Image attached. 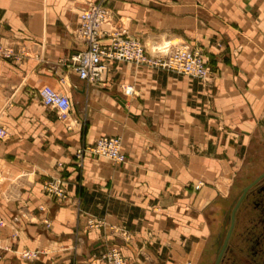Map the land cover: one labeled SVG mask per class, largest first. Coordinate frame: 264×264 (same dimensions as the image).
Wrapping results in <instances>:
<instances>
[{
    "label": "crops",
    "instance_id": "crops-1",
    "mask_svg": "<svg viewBox=\"0 0 264 264\" xmlns=\"http://www.w3.org/2000/svg\"><path fill=\"white\" fill-rule=\"evenodd\" d=\"M97 1L0 0V44L20 56L0 57V264H81L106 246L129 264H212L244 156L264 150V0H110L151 56L189 44L212 79L111 62L105 84H87L66 59ZM46 85L69 97V120L42 103ZM101 136L121 137L126 162L87 153L79 165L76 150ZM55 179L65 199L43 191ZM23 248L41 254L26 263Z\"/></svg>",
    "mask_w": 264,
    "mask_h": 264
},
{
    "label": "built area",
    "instance_id": "built-area-1",
    "mask_svg": "<svg viewBox=\"0 0 264 264\" xmlns=\"http://www.w3.org/2000/svg\"><path fill=\"white\" fill-rule=\"evenodd\" d=\"M106 1L98 0L91 3L79 17L76 37L83 42L85 47L72 54L70 58L66 59V62L81 80L87 84H105L107 67L111 62H124L165 70L205 82L212 79V72L206 64L202 51L193 50L188 44H181L164 54L149 55L138 39H134L116 28ZM0 56L5 59L20 58L12 47L2 44H0ZM131 91L132 89L128 88L126 92L131 93ZM38 96L45 106L57 110L63 120H69L71 102L64 92L46 85L38 90ZM5 136V129L0 128V137ZM87 153L106 158L115 164H123L127 160L122 150L120 136H101L93 145L78 148L75 157L79 165ZM203 185V182H200L197 189ZM42 189L48 195L59 199H65L67 196L60 179L44 181ZM3 224L1 220L0 225ZM87 224L90 228H97L104 226L105 222L89 218ZM46 225L49 227L50 224L46 222ZM0 249L11 250L10 247L2 246ZM40 253L39 250L28 248L16 251L19 259L26 263L37 260ZM0 259H2L1 255ZM83 264L129 263L119 248L106 246L101 251L91 252Z\"/></svg>",
    "mask_w": 264,
    "mask_h": 264
},
{
    "label": "rangeland",
    "instance_id": "rangeland-1",
    "mask_svg": "<svg viewBox=\"0 0 264 264\" xmlns=\"http://www.w3.org/2000/svg\"><path fill=\"white\" fill-rule=\"evenodd\" d=\"M109 2H110V0L106 1V6L109 9V11L111 12L112 17H113V21H114V15H113L112 10L109 7ZM118 30L120 31V29H118ZM122 33H124V34H126V35H128L134 39H138V38H135L134 36L129 35L127 32H122ZM141 43L143 44V42H141ZM143 46L145 47L144 44H143ZM178 46L179 45L173 47L172 49H174ZM190 47L193 50H200V49L194 48L192 46H190ZM165 52L166 51H164L160 54H164ZM94 156H96V155H94ZM96 157H99V156H96ZM101 158H103V157H101ZM244 158H245L244 163L241 165V166H244V168L242 171H240L238 178H237V181H236V184H234V187H233V190H232V193L230 196L229 207L224 208V212L222 213L223 219L220 220V218H219L216 220V222H217V224L215 225L216 227L213 228L214 234H212L210 236V242H211V247H212V253H211L212 264L216 263L218 255L223 248L227 233H228L230 226H231L232 210L235 207L238 199L241 197L242 190L247 185L252 183L255 179H257V177H259V175H261L264 172V150L252 148V149H250L249 153L246 156H244ZM104 159H106V158H104ZM203 184H204V182H203ZM195 189H197V185L195 186ZM239 210H241V209L239 208ZM86 225H87L86 228L89 230L100 229L103 227L102 226V227H97V228H90L88 224H86ZM238 244H239V246H238ZM247 246H248V243L239 239V236L236 234V230H235V232L233 231L231 233V236H230V239L228 242L227 250L224 252L223 260L220 264H251L250 263V257H249L250 251L247 249ZM89 254H86V255L83 254V256L81 257L83 259V261H85V259L88 258ZM30 263H33V262H30ZM81 264H83V262Z\"/></svg>",
    "mask_w": 264,
    "mask_h": 264
},
{
    "label": "flooded vegetation",
    "instance_id": "flooded-vegetation-1",
    "mask_svg": "<svg viewBox=\"0 0 264 264\" xmlns=\"http://www.w3.org/2000/svg\"><path fill=\"white\" fill-rule=\"evenodd\" d=\"M239 208L232 232L236 230L239 239L248 243L250 263L264 264V177L248 191Z\"/></svg>",
    "mask_w": 264,
    "mask_h": 264
},
{
    "label": "water",
    "instance_id": "water-1",
    "mask_svg": "<svg viewBox=\"0 0 264 264\" xmlns=\"http://www.w3.org/2000/svg\"><path fill=\"white\" fill-rule=\"evenodd\" d=\"M264 177V173L262 175H260L257 179H255L252 183H250L249 185H247L243 190H242V195L241 197L238 199L235 207L233 208L232 210V214H231V226H230V229L227 233V236H226V239H225V242H224V245H223V248L222 250L220 251L219 255H218V258L216 260V263L215 264H220L222 262V259H223V256H224V252L227 248V244H228V241H229V238L231 236V233H232V230H233V227H234V220H235V214H236V211L238 210L241 202L243 201V199L245 198L246 194L248 193V191L253 187L255 186L262 178Z\"/></svg>",
    "mask_w": 264,
    "mask_h": 264
}]
</instances>
